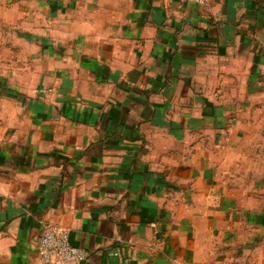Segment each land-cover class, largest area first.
Wrapping results in <instances>:
<instances>
[{"label": "crops", "instance_id": "0c3cea01", "mask_svg": "<svg viewBox=\"0 0 264 264\" xmlns=\"http://www.w3.org/2000/svg\"><path fill=\"white\" fill-rule=\"evenodd\" d=\"M263 118L264 0H0V264H264Z\"/></svg>", "mask_w": 264, "mask_h": 264}, {"label": "built area", "instance_id": "2783aa9c", "mask_svg": "<svg viewBox=\"0 0 264 264\" xmlns=\"http://www.w3.org/2000/svg\"><path fill=\"white\" fill-rule=\"evenodd\" d=\"M180 1L206 5L211 0ZM39 257L43 264H84L88 259V253L72 243L71 233L67 228L57 224H48L39 240Z\"/></svg>", "mask_w": 264, "mask_h": 264}, {"label": "rangeland", "instance_id": "374dc122", "mask_svg": "<svg viewBox=\"0 0 264 264\" xmlns=\"http://www.w3.org/2000/svg\"><path fill=\"white\" fill-rule=\"evenodd\" d=\"M254 121L258 122L259 124H262V123L264 124V118L263 119H259V120H254ZM246 150H248V151H246V152L244 151L245 154H247V155L254 154L255 155L254 158H256V159L253 160V161H251V160L244 161L243 162V166H244L243 168H237L236 167V168H233V171H234V173L243 172V173H245V176L250 173V175L252 177L249 178V179H245V181L241 180L239 183L236 182L237 183L236 185H238L239 188H241L243 190L242 191L243 193L249 194L250 197L253 198L254 200H257L256 196H254V195H256V194L259 195V196L263 195V197L259 198L258 201L260 202L261 205H264V179H259L260 177H258L256 175V171H257V169H259V167H254V166L252 167L251 166V165H255L257 163H260L262 161V159L260 157H258L255 152L250 151V146L249 145L246 147ZM233 153L234 152L230 153V155H233V157H234L233 160L234 159L235 160H240L239 156L236 155V154H233ZM238 165H239L238 167H241V163L238 164ZM233 180L235 181V179H233ZM238 181H239V179H238ZM252 220H253V222H258V223L261 222L262 224H264V218L263 217L261 219L259 218V221H257V219H254L253 217H251L250 221H252ZM252 233H255V232H252ZM256 252L258 254H260V255L263 254V252L260 251V250L258 252V250L255 247L253 249H251L249 254L251 253V254L256 255Z\"/></svg>", "mask_w": 264, "mask_h": 264}]
</instances>
